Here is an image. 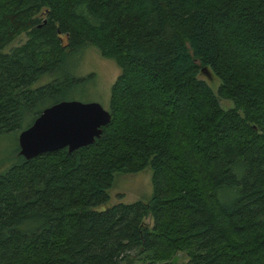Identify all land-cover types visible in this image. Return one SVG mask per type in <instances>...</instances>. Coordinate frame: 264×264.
I'll return each instance as SVG.
<instances>
[{
  "label": "trees",
  "instance_id": "obj_1",
  "mask_svg": "<svg viewBox=\"0 0 264 264\" xmlns=\"http://www.w3.org/2000/svg\"><path fill=\"white\" fill-rule=\"evenodd\" d=\"M87 46L119 68L110 122L71 152L18 145L0 264H264V0H0V135L94 80ZM147 165L148 200L105 206Z\"/></svg>",
  "mask_w": 264,
  "mask_h": 264
},
{
  "label": "rangeland",
  "instance_id": "obj_2",
  "mask_svg": "<svg viewBox=\"0 0 264 264\" xmlns=\"http://www.w3.org/2000/svg\"><path fill=\"white\" fill-rule=\"evenodd\" d=\"M24 40L21 35L15 40L13 45L19 44ZM79 67L76 73L81 75L93 73L95 78L92 82L78 88V94L73 99L83 102L96 101L105 109L108 108V100L111 84L116 79L119 68L114 61L102 57L100 52L87 46L79 54ZM76 66V65H75ZM198 77L203 79L214 91L217 90L219 80L213 76H208L205 72H200ZM220 104L223 108H231L232 102L221 99ZM19 132L4 133L0 135V173L6 170L17 157ZM152 169L147 165L144 169L135 173L117 172L113 176L112 186L108 190L109 200L105 206H111L118 202H132L135 200H148L152 194ZM144 222L152 226L151 216H147ZM177 261H187V256L183 253H177Z\"/></svg>",
  "mask_w": 264,
  "mask_h": 264
},
{
  "label": "water",
  "instance_id": "obj_3",
  "mask_svg": "<svg viewBox=\"0 0 264 264\" xmlns=\"http://www.w3.org/2000/svg\"><path fill=\"white\" fill-rule=\"evenodd\" d=\"M208 76L206 67L202 68ZM110 113L96 101L63 100L45 107L18 135L19 154L31 159L67 148L69 152L92 144L110 122Z\"/></svg>",
  "mask_w": 264,
  "mask_h": 264
}]
</instances>
